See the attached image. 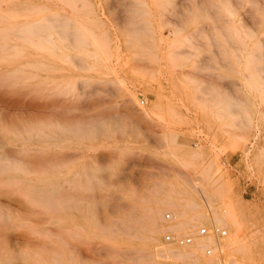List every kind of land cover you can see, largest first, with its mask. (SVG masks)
Instances as JSON below:
<instances>
[{"label":"rangeland","instance_id":"374dc122","mask_svg":"<svg viewBox=\"0 0 264 264\" xmlns=\"http://www.w3.org/2000/svg\"><path fill=\"white\" fill-rule=\"evenodd\" d=\"M85 1L0 0V264H264V0ZM91 26L104 62L82 54ZM66 176L63 207L30 197ZM167 201L241 206L239 242L216 262L155 254Z\"/></svg>","mask_w":264,"mask_h":264},{"label":"bare ground","instance_id":"6f19581e","mask_svg":"<svg viewBox=\"0 0 264 264\" xmlns=\"http://www.w3.org/2000/svg\"><path fill=\"white\" fill-rule=\"evenodd\" d=\"M82 1H83V3H86L85 0H82ZM90 4H91V2H90ZM30 6H32L33 8H36V9L43 8V7L45 8L46 7V5H35L33 3L28 5V7H30ZM4 18H6V17H4ZM6 20H7V18H6ZM35 22L41 23L42 20L40 19V21H35ZM28 24L30 26H32L35 23L33 24V23H29L28 22ZM28 24L26 26L24 25V27L26 28L28 26ZM27 29L29 30V26L27 27ZM86 29L90 33V35H92V34L94 35L95 34V36L93 38L96 37V40H98L97 37H99V41L96 42V43L90 42L91 41L90 39H89L90 41H87V39L89 37L82 36L85 33L81 31L82 35L81 34L80 35L82 37L86 38V39L83 38L84 41L85 40L87 41L85 43H82L83 46L84 45L88 46L90 44V45H93V46H95L97 48V50H94V51L93 50H88V51L83 52L82 54L96 56L98 61L104 62L105 59H104V57H102L100 55V51H103V48H106L108 46V38H107V35H106L105 31L96 32V30L92 26L89 27V28L87 27ZM88 32H87L86 35H89ZM49 33H51V32H49ZM40 35H43V34L40 33ZM45 35H47V34H45ZM38 36H39V34H38ZM42 37H43L44 40H46V38L44 36H40L39 38L42 39ZM47 37H49L47 40H49V42H50L51 37L50 36H47ZM82 37L80 38L81 42H82ZM3 39H4V37H3ZM54 40H53V42H54ZM79 42H77V43H79ZM34 43L38 45V42L37 43L34 42ZM16 45H14V46H16ZM1 46H2V44H1ZM86 46H85V48H86ZM82 48H84V47H82ZM24 52L25 51L21 48V50L15 51L14 53L15 54H21V53H24ZM52 55H54V54H52ZM249 55H250V53H249ZM13 57H14V55H13ZM32 63H35L36 67H38L40 64H45L46 62L43 61V60H38V61H35V62L33 61ZM82 66L86 67L87 65H82ZM105 67L107 69L111 70V68L108 65H106V64H105ZM32 75H33V73H32ZM16 77H17V75H16ZM67 83H69V82H67ZM16 87L18 88V86H16ZM9 164H10V162H9ZM17 168H19V167H17ZM15 181H16V179H15ZM28 181H30V180H28ZM70 181H71L70 178L67 177V176L66 177H61L59 179H49V178H47V179H43V180L30 181L29 183H30L31 187L28 190L29 191V195H30V197L32 198V200L34 202H36V203H38L40 205H43L45 207H54V206L63 207L66 204V201L63 200L59 196V194L61 192V189H62L64 183L65 182L67 183V182H70ZM170 203L168 201L166 203L154 202V203L151 204V206L149 208V214H148V217H147L148 218V228H147V235H145V236H146L147 245L150 248L155 249V252H154L155 254L157 253V254H161V255H164V256H167L169 254V255H176L177 257L178 256L184 257L186 255H188V256H197V257H200L198 259H201V260H208V261H211V262H216L218 260V252H217L218 249L220 251H223L225 249H228V248L234 246L235 244H237L239 242V240H240L239 225L240 224H239L238 220L236 219L237 216L235 217V215H237V213L242 211V207L241 206L234 205V206H231V209H223V210H220L218 212H215V211H212V210L209 211V212L203 211V212H200L197 215L196 219H194V218L192 219V218H184L183 217V215L185 214L184 213V206L182 204H180V202H179V204H175V205L174 204L171 205ZM164 205L173 206V211H174V218L173 219H165L163 217L162 209L164 208ZM226 206H228V205H226ZM210 220H212V221H214V222H216V223H218L220 225L228 226L230 231H231L230 236L228 238H226V240H218V241H216L215 237L213 236L212 233H209V234L204 233L206 235H201L199 233V230L201 228L199 226V224L200 223H210ZM196 227H198V229H196ZM120 230L124 231V230H126V227L125 228L123 227V229L120 228ZM166 230L173 231L175 235H177L176 233H178L179 231L184 232V233H189L190 236H192L194 241L193 242L191 241L190 243L184 244L183 246H174L173 244H169V243L168 244H164V242L161 241V239H160L161 237L160 236L162 235L163 231H166ZM171 242H173V241H171ZM203 248L208 249L207 251L210 252L211 255L206 256L203 253Z\"/></svg>","mask_w":264,"mask_h":264},{"label":"built area","instance_id":"2783aa9c","mask_svg":"<svg viewBox=\"0 0 264 264\" xmlns=\"http://www.w3.org/2000/svg\"><path fill=\"white\" fill-rule=\"evenodd\" d=\"M166 217H170V213L167 212ZM211 231L215 235H220V236H222L226 233V230L222 227H219V226H212ZM206 232H207L206 227H202L199 230L200 234H204ZM163 239L165 241H173L177 245H184V244L190 243L192 241V236H190V235H173L172 233L167 232L164 234Z\"/></svg>","mask_w":264,"mask_h":264}]
</instances>
